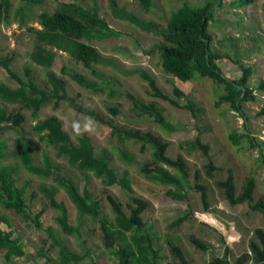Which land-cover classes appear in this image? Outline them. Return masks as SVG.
<instances>
[{"label":"rangeland","instance_id":"374dc122","mask_svg":"<svg viewBox=\"0 0 264 264\" xmlns=\"http://www.w3.org/2000/svg\"><path fill=\"white\" fill-rule=\"evenodd\" d=\"M39 3L29 4L26 0H11V11L8 21L0 25V56L13 57L12 69L18 74L24 73L25 66H30L35 74L37 83L50 91L52 88L47 81L48 70L37 65L31 56L36 46V35L33 28H42L39 17L44 12L53 14L59 3H76L87 8L99 10L103 19L110 27L118 30L120 36H110L105 39L83 38L82 41L98 49L106 62L92 65L94 73L75 61L65 50L52 48L56 52L53 72L63 78L69 100L62 103H52L42 108L39 119L32 116L31 111H24L27 122L24 133L29 138L39 141L32 133V127L39 120L50 116L58 117L64 125V130L73 141L79 137L89 138L96 154L108 155L112 168L129 189L122 186L106 187L102 180L92 174L87 176L73 170L64 160L57 158L56 152L45 143L43 151L36 155V165L45 167V153L52 161L62 167L63 175L74 182L80 193L88 189L93 201L99 202L103 215L114 221L115 213L109 196L121 202L129 212L130 196L139 197L148 203L143 213L146 227L153 236L154 248L159 250V264H178L170 252L169 241L180 245L190 264H209L215 258L226 256L227 249H231L230 262L236 264L250 247V240L255 236L256 228H264V219L259 211H253L249 204L233 206L225 198L224 191L216 183L228 177V170L236 176L238 194L243 190L247 180L255 177L257 189L255 200L264 199V160L263 147L251 148L247 140L236 147L230 140L232 132L239 134L252 133L254 137L264 143V0L246 7H235L238 0H223V7L217 9L209 23L212 35L211 46L222 54H228L229 64H223L228 78H240L241 64L251 67L253 75L249 87L254 89L256 101L247 102L243 106V113L233 111L230 106H216V101L223 93L224 87L211 79H204L196 75L192 81L183 82L168 75L161 67L160 52L154 49L156 43L162 42L159 35L151 31L140 29L126 20L115 18L108 0H36ZM151 6L146 10L136 0H119L121 8H125L145 22H154L165 27L167 20L183 4L197 8L209 0H150ZM153 49L150 53V51ZM238 63V62H237ZM83 74L98 88H81L63 73V67ZM146 71L157 83L159 89L171 97L180 106L188 101L199 108L195 119L191 112L184 108L172 106L169 102L151 95L148 83L140 73ZM0 84L11 89L18 87L6 71L0 67ZM174 88L184 93V97H177ZM139 99L143 104L155 103L163 112L166 121L177 127L170 131L160 126L147 115L138 113L128 98V94ZM11 110L17 105L0 106ZM107 106L118 107L120 114L116 117L107 110ZM244 114V115H243ZM91 115L105 121L113 122L120 129L129 132L152 133L169 144L167 155L172 160L181 158L188 168V183L185 186L187 199L178 201L168 196L171 188L168 185L149 181L141 173L140 167L152 161L153 150L147 146L142 149L141 144L127 140L116 133L111 127L99 122ZM17 136L12 131H6L0 140L7 143L5 158L0 162V168L13 167L16 176V186L25 189V198L30 205L29 214L36 215L42 209L45 213L39 218L42 227H38L30 216L19 213L13 208H6L0 202V228H10L16 231L28 248H35L42 252L47 249L53 257L59 256L58 245H54L53 238L47 228L54 233L74 253H91L99 264H119L117 256L111 254L103 243L101 223L88 216L81 217L67 192L53 178L38 177L28 172L12 154L13 141ZM199 137L202 142L210 146L209 154L217 167L213 178L209 179L204 167L208 160L198 149L191 148L190 143ZM174 176L181 177L178 172L169 170ZM201 175V184L207 186L209 194V209L206 210L200 193L194 189L195 174ZM55 189L59 201H64L69 210L70 222L80 228L77 232L66 234L59 226L56 217L58 210L49 205V199L42 188ZM184 216L182 220L179 217ZM130 238V236L128 237ZM199 239L208 244L207 250H202L194 243ZM6 250L0 248V264H25L22 258H15L11 262L5 259ZM78 264H91L90 258ZM251 264V263H248Z\"/></svg>","mask_w":264,"mask_h":264},{"label":"trees","instance_id":"16d2710c","mask_svg":"<svg viewBox=\"0 0 264 264\" xmlns=\"http://www.w3.org/2000/svg\"><path fill=\"white\" fill-rule=\"evenodd\" d=\"M29 4L39 3L36 0H26ZM112 14L115 18L126 20L132 25L155 33L161 36L162 42L156 43L153 48L160 52L161 67L168 75L179 81L188 82L196 78L211 79L218 85L224 87L223 93L216 101V106L228 105L233 111L243 113V106L247 102L256 101L254 89L249 87V81L253 75L251 67L241 64V58L237 59L236 64L241 68L240 78H228L223 69V64H229L228 54H222L211 46L212 35L209 30V23L212 21L216 10L223 7V0H209L197 8L183 4L180 8L172 12L167 20L165 27H160L154 22H145L137 16L121 8L119 0H108ZM146 10L151 6L150 0H136ZM255 3V0H238L232 6L246 7ZM11 11V0H0V25L8 21ZM39 24L42 28H33L36 35V46L31 53L33 61L48 70L47 81L51 86L48 91L41 87L37 81L33 69L25 66L24 73L18 74L12 69L13 57L0 56V67L3 68L12 81L18 85L17 88L0 84V102L7 105H17L8 110L5 106H0V138L6 131L17 134L13 141L12 154L17 161L31 174L38 177L53 178L63 189L66 190L69 198L75 204L79 216H88L92 220L101 223L103 231V243L109 252L117 256L119 264H159V250L153 246V236L146 227L143 213L148 207V203L135 196L129 195V212L125 206L112 196L109 200L115 213L114 221L103 215L99 202L93 201L92 194L88 189L80 193L77 185L63 175L62 167L56 164L45 153L46 166L36 165V155L43 151L42 144L45 143L52 148L57 158L68 163L69 167L84 176L92 174L95 178L103 181L106 187L122 186L129 191V185L119 178L116 171L112 168V163L108 155H98L92 141L87 137H79L73 141L70 135L64 130L63 122L56 116H50L39 120L32 127V133L39 138L35 141L24 133V126L27 116L24 111H31L35 119H39L40 111L43 107L52 103H62L69 100L66 83L59 77L52 68L55 63L56 52L54 47L65 50L75 61L99 77L101 74L94 73L92 65L106 62L100 51L82 41L83 38L105 39L110 36H120L122 33L111 28L108 21L103 19L98 9L87 8L76 3H59L56 11L51 14L44 12L39 17ZM148 51L149 53L152 51ZM63 73L77 83L81 88L93 89L95 92L104 91L89 81L83 74L68 70L63 67ZM143 80L148 83L151 95L169 102L172 106L184 108L191 112L195 119L198 116L199 108L188 101L186 105L180 106L171 97L164 94L157 86L156 80L146 71L139 72ZM264 90V84L261 85ZM177 97H184V93L174 88ZM133 109L138 113L147 115L160 126L176 131L177 127L170 125L162 112L155 104H143L139 99L128 94ZM107 110L114 116L120 114L118 107L107 106ZM244 115V114H243ZM264 115V107L261 111ZM99 122L108 125L114 131L124 136L127 140H133L141 144L143 150L150 146L153 150L152 161L140 167L141 173L146 179L153 183L168 185L171 188L167 192L174 200L184 201L187 199L185 186H189V172L186 163L181 158L172 160L168 157L167 151L169 144L160 137L152 133L129 132L120 129L113 122L102 120L96 115H91ZM230 140L234 146L240 147L244 140H247L251 148L263 147L264 143L258 141L252 133L239 134L232 132ZM191 148L200 150L207 158L208 163L204 167L209 179L213 178V173L218 169L214 165L210 154V146L202 142L197 137L189 144ZM7 143L0 140V162L5 158ZM264 160V151L262 150ZM173 170L181 177L174 176L169 172ZM228 177L224 181L216 183L222 189L225 198L233 206L248 203L253 211H259L264 219V199L255 200L257 180L251 177L245 183L243 190L238 194L236 176L234 171L226 172ZM16 176L18 172L13 167L0 168V202L6 208H13L19 213L30 216L38 227H42L39 218L45 213V208L36 215L29 214L30 205L25 198V189L16 186ZM201 175L195 174L194 189L200 193L201 201L206 210L209 209V194L207 186L201 184ZM190 187V186H189ZM49 199V205L58 210L56 220L62 231L66 234L77 232L80 235V228L70 222L69 210L64 201H59L57 191L43 187ZM184 216L179 217L182 220ZM3 221L4 219L1 218ZM53 238L54 245H58L59 256L54 259L48 254L47 249H42L41 256L47 257L52 264H78L86 258H90L91 264L96 262L91 253H74L65 243L54 233L52 228H47ZM254 237L250 240L248 252L237 259L236 264H264V228L258 227L254 232ZM130 236V238H128ZM196 246L202 250L208 249V244L195 239L192 240ZM170 252L178 261V264H190L186 259L180 245L168 242ZM0 248L6 250L5 259L7 262L15 258H22L27 255V250L22 237L8 224L7 228H0ZM231 249H227L226 256L215 258L209 264H231Z\"/></svg>","mask_w":264,"mask_h":264},{"label":"crops","instance_id":"0c3cea01","mask_svg":"<svg viewBox=\"0 0 264 264\" xmlns=\"http://www.w3.org/2000/svg\"><path fill=\"white\" fill-rule=\"evenodd\" d=\"M25 249L27 250V255L22 257V259L25 261V264H52L50 261H48L47 257L41 256L40 250L35 248L28 249L26 246ZM52 258L56 259V257L53 256Z\"/></svg>","mask_w":264,"mask_h":264}]
</instances>
